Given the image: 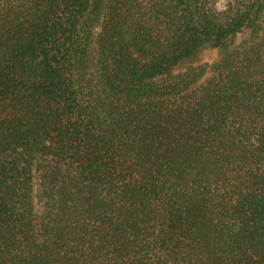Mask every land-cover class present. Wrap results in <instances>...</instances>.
Wrapping results in <instances>:
<instances>
[{"label":"trees","instance_id":"1","mask_svg":"<svg viewBox=\"0 0 264 264\" xmlns=\"http://www.w3.org/2000/svg\"><path fill=\"white\" fill-rule=\"evenodd\" d=\"M0 264H264V0H0Z\"/></svg>","mask_w":264,"mask_h":264},{"label":"rangeland","instance_id":"2","mask_svg":"<svg viewBox=\"0 0 264 264\" xmlns=\"http://www.w3.org/2000/svg\"><path fill=\"white\" fill-rule=\"evenodd\" d=\"M220 2L223 4L225 2V0H220ZM218 57V53L216 50L206 54L205 56V60H207L209 63L213 62L215 59H217Z\"/></svg>","mask_w":264,"mask_h":264}]
</instances>
